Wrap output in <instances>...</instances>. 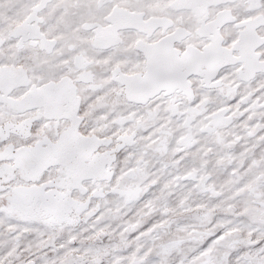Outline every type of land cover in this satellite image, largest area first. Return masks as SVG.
Instances as JSON below:
<instances>
[{
	"label": "snow or ice",
	"instance_id": "obj_1",
	"mask_svg": "<svg viewBox=\"0 0 264 264\" xmlns=\"http://www.w3.org/2000/svg\"><path fill=\"white\" fill-rule=\"evenodd\" d=\"M0 264H264V0H0Z\"/></svg>",
	"mask_w": 264,
	"mask_h": 264
}]
</instances>
